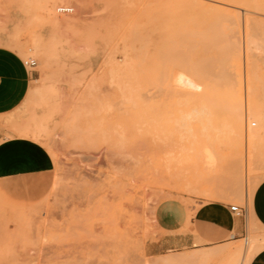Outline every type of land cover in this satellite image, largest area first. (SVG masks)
Masks as SVG:
<instances>
[{
    "label": "rangeland",
    "instance_id": "374dc122",
    "mask_svg": "<svg viewBox=\"0 0 264 264\" xmlns=\"http://www.w3.org/2000/svg\"><path fill=\"white\" fill-rule=\"evenodd\" d=\"M261 3L0 0V47L37 61L8 123L54 160L46 175L0 181V264H249L264 247L252 214L264 181ZM168 200L244 207L245 233L201 257L151 255Z\"/></svg>",
    "mask_w": 264,
    "mask_h": 264
},
{
    "label": "crops",
    "instance_id": "0c3cea01",
    "mask_svg": "<svg viewBox=\"0 0 264 264\" xmlns=\"http://www.w3.org/2000/svg\"><path fill=\"white\" fill-rule=\"evenodd\" d=\"M35 80L34 68L27 67L13 50L0 47V131L9 135L0 141V181L53 171L54 160L49 151L31 137L14 135L17 132L8 123L18 119ZM23 189L27 192L28 187L22 185L17 193H26ZM231 205L205 200H199L198 204L182 200L162 202L155 210L156 238L147 242L146 251L151 255L177 252L186 253L184 257H201L203 251L239 240L245 233V225L242 217L231 210ZM252 214L264 227V181L252 193ZM249 264H264V247Z\"/></svg>",
    "mask_w": 264,
    "mask_h": 264
},
{
    "label": "bare ground",
    "instance_id": "6f19581e",
    "mask_svg": "<svg viewBox=\"0 0 264 264\" xmlns=\"http://www.w3.org/2000/svg\"><path fill=\"white\" fill-rule=\"evenodd\" d=\"M229 1H231L234 4H237V5H245V6H249V7L255 5V6L259 7V8L260 7L263 8V3H261V2H263V0L262 1L261 0H229ZM225 9H227V8H225ZM235 21H236L235 23H236L237 27L239 28L240 27V22L237 21V20H235ZM38 46L39 45H37L36 47H38ZM236 47L237 48H236V52H235V56H234V61H233V74H234V78L233 79H234V84H235V86H234L235 93L234 94H236V95H238V96H240L242 98V96H243V89H242V80H243V50H242V45H241L240 40L237 42V46ZM229 75H230V73H229ZM229 78H231V76ZM238 110H236V111H238ZM239 123H240V121L238 122V125H239ZM241 125L243 126L242 123H241ZM237 129H238V132L241 131L240 133L242 134V129L243 128L241 129V127H240V129L239 128H237ZM241 134H240V136H242ZM256 139H258L257 136H256ZM232 140H233V138H232ZM233 141H236V140H233ZM232 142L229 145H231V146L234 145V144H232ZM252 151H253V149H252ZM254 151H256V150L254 149ZM204 155H205V157L207 159V164L209 166H214L215 167V165H216L215 164L216 163V156H215V154L212 151H210L209 149L206 148L205 151H204ZM253 191H254V189H253ZM220 254H221V252L219 250H215L213 252H208L205 255L208 256V257H215V256L220 255ZM242 264H245V263H242Z\"/></svg>",
    "mask_w": 264,
    "mask_h": 264
},
{
    "label": "built area",
    "instance_id": "2783aa9c",
    "mask_svg": "<svg viewBox=\"0 0 264 264\" xmlns=\"http://www.w3.org/2000/svg\"><path fill=\"white\" fill-rule=\"evenodd\" d=\"M24 63L27 67L33 69L37 65V61L35 59H26ZM231 210L235 212V214L239 217H244L246 214V209L244 207H240L239 205H231Z\"/></svg>",
    "mask_w": 264,
    "mask_h": 264
}]
</instances>
